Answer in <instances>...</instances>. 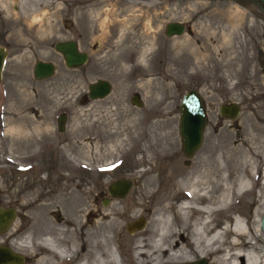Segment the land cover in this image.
I'll use <instances>...</instances> for the list:
<instances>
[{
  "label": "rangeland",
  "instance_id": "374dc122",
  "mask_svg": "<svg viewBox=\"0 0 264 264\" xmlns=\"http://www.w3.org/2000/svg\"><path fill=\"white\" fill-rule=\"evenodd\" d=\"M261 5L249 0H0V44L9 50L0 80V206L16 211L11 227L0 234V244L13 248L31 236L34 251L22 254L23 264H32L44 252L33 234V214L25 206L40 191L44 203L56 209L67 203L79 206L87 198L92 211L101 214L89 215L92 223L116 222L107 247L118 263L144 264L134 247L156 238L152 230L162 206L156 198L177 187V177L171 183L164 179L176 170L193 171L209 157L217 175L213 182L225 177L232 191L230 208L212 216L214 225L221 231L224 226L230 229L238 218L244 229L252 227L255 233L253 239L247 234L239 236V242L251 240L255 251L262 253ZM170 21L183 22L187 28L181 35L167 37L164 25ZM66 40L87 54L81 66L66 67L54 50V42ZM37 60L54 65L51 77L33 78ZM97 79L109 81L110 92L91 100L87 85ZM190 89H196L206 104L207 121L200 147L187 159L181 151L177 123L181 95ZM133 95L138 96L140 106L131 103ZM229 103L239 106L234 119L218 113L220 104ZM59 112L66 115L64 130L51 132V122ZM33 117L40 118L35 122L37 136ZM2 123L7 137L2 134ZM46 132L55 147L48 155L35 151ZM138 132V142L131 148ZM157 136L168 138L170 147L163 158L150 160L143 150ZM9 154L25 159H4ZM148 169L163 180L156 182V193L141 195L145 180L141 172ZM118 178L129 179L131 186L123 197L113 198L107 194V185ZM242 186L245 192L236 195ZM59 193L64 195L62 200L56 198ZM104 198L109 199L105 204ZM186 199L185 194L172 198L168 211L162 212L175 228L180 226L179 205ZM139 216L145 218L143 227L128 233L125 223ZM53 217L58 221L61 215L53 213ZM233 237L228 234L223 239L229 242ZM184 249L191 250V246ZM176 250L172 248L171 253ZM249 251L250 247L241 248L242 253ZM73 255L61 264H74L79 253ZM167 255L162 253L161 259ZM218 256L194 253L186 262L204 258L205 264H218Z\"/></svg>",
  "mask_w": 264,
  "mask_h": 264
},
{
  "label": "bare ground",
  "instance_id": "6f19581e",
  "mask_svg": "<svg viewBox=\"0 0 264 264\" xmlns=\"http://www.w3.org/2000/svg\"><path fill=\"white\" fill-rule=\"evenodd\" d=\"M140 134L141 133L138 132L133 136L131 148L137 144ZM169 144L168 138L164 136L153 137L151 145L146 146L143 151H145V154L147 153V157L150 160L157 157L163 158L166 156L165 150L170 147ZM4 159L22 161L25 158L20 157L18 159L16 157H11L9 154V156ZM151 171V169H148L141 172V174L145 176L143 183L145 192L141 191V195L145 193L146 195L148 193H156V182H158V180H163V178L160 179L158 175H151ZM176 171L171 173L164 180L167 183H171L174 178L177 177V187H175L174 191H162L163 193L156 198V201H158L160 205L162 203V206L159 205L160 208L158 209L161 214L157 217L156 225L154 230H152L155 232L156 238L151 240V243L141 242L136 244L134 248L137 257L144 258V264H170L178 261L186 262L193 257L194 253L201 257H206L210 254H219L216 258V263L218 264H264L262 253L255 251L254 242L247 240L242 243L239 242L238 239L239 236L246 234L249 239H253L255 233L252 227L247 226L245 230L243 228L244 224H241L242 221L236 220L238 218L235 219L231 227L229 226L230 229L228 226H224L222 228L223 231H221L214 225L212 216L225 213L228 208H230V203L228 201L232 195V191L225 177L222 178L219 176L218 179H215L216 183L213 182V176L217 175L212 169L211 158H206L203 164L199 165V167L197 166L193 171ZM262 172V177L264 179V171ZM243 187L244 186L237 189L236 195L237 193L245 192L244 190L246 188L244 189ZM2 190L1 187L0 191ZM214 192H217L216 196ZM42 193L43 192L35 191V197L32 201L25 204L26 208L33 214V220L35 222L33 234L36 236L35 239H38L37 245L44 250L43 253L35 256L36 260L32 264H61L66 258L74 256V251L75 253H79V259H77L74 264H119L112 251L107 247V237L116 229V222H112L109 225H102L99 223L95 225L92 223L87 217L89 215L99 217L101 214L97 211H92L90 202L87 201V198H83L79 206L72 207L67 203L68 205L56 209L52 204L44 203L43 196L45 195ZM73 193H76V191ZM184 194L187 199L182 205H179L180 214L178 219L180 226L175 228V224L162 215V212L168 211L172 198H178ZM56 198L62 200V198H64L63 193L57 194ZM114 205L116 204L114 203L112 206L114 207ZM257 212L258 211H256V216H258ZM53 213L61 215L60 220L57 221L53 219ZM257 220H259V218H257ZM187 229H189L191 233H188ZM228 234L234 237L231 241L225 242L223 237ZM175 236L178 238L172 240ZM30 238L31 236L21 240L20 243L15 244L13 248L10 247V249L13 252H19L18 254L20 255L24 252H33L34 248L29 244ZM180 238L184 239L182 241H185V245L184 243L183 245H179V243L181 244L179 241ZM189 245L191 246V250L184 249ZM174 247H176L177 250L175 253H171V249ZM246 247H250L251 252L242 253L241 248ZM262 250L263 249H261L260 252H262ZM162 253L169 254L165 260L161 259ZM105 254H107V256ZM21 264H23V262ZM139 264L143 263L141 262Z\"/></svg>",
  "mask_w": 264,
  "mask_h": 264
},
{
  "label": "water",
  "instance_id": "95a60500",
  "mask_svg": "<svg viewBox=\"0 0 264 264\" xmlns=\"http://www.w3.org/2000/svg\"><path fill=\"white\" fill-rule=\"evenodd\" d=\"M213 1V0H209ZM257 4H262L264 11V0H249ZM184 32V23L180 21H170L164 25V35L167 37L178 36ZM54 50L59 53L63 59L64 65L68 68L81 66L87 59L85 52L79 51L77 45L72 40L56 41L53 45ZM5 59V50L0 46V76ZM33 76L38 79H47L54 73V65L47 61L37 60L33 64ZM1 78V77H0ZM110 92V83L106 79H97L87 85V97L91 100L101 99ZM138 96L133 95L130 98L131 103L140 106L141 102L137 101ZM237 103L220 104L218 113L226 119H234L239 114ZM205 112L201 96L193 89L184 92L178 103V123L177 131L181 139V151L185 158L189 159L194 152L200 147L205 126ZM64 117L60 115L57 118L58 130H62ZM264 127V112L262 117ZM131 181L125 178H118L107 185V194L110 197H123L129 190ZM109 199L104 198L102 203L105 204ZM15 216L13 207L0 206V233L6 231ZM264 218V208L262 219ZM145 218L139 216L131 222L125 223V229L128 233H133L143 227ZM264 254V250L262 252ZM23 256L13 252L8 246L0 244V264H21ZM183 264H205L204 258L186 262Z\"/></svg>",
  "mask_w": 264,
  "mask_h": 264
},
{
  "label": "flooded vegetation",
  "instance_id": "af4514ba",
  "mask_svg": "<svg viewBox=\"0 0 264 264\" xmlns=\"http://www.w3.org/2000/svg\"><path fill=\"white\" fill-rule=\"evenodd\" d=\"M186 28H187V27H186V25H185V23H184V30H185ZM0 46L3 47L4 50H5V59H4V62H3V66H2V70H1V76H0V77H1L0 80H1V79H2V74H3V71H4L5 61H6V58H8L9 50H8V48H6L5 46H3V45H1V44H0ZM32 68H33V66H32ZM263 70H264V69H263ZM32 75H33V69H32ZM33 78L36 79L34 76H33ZM36 80H38V79H36ZM193 90H195L196 92H198L196 89H193ZM202 103H203V106H204V112H205V114H206V104L204 103L203 100H202ZM35 110L39 111V108L37 107V108H35ZM32 112H33V115H35L33 109H32ZM38 115H39V112H38ZM60 115H63L64 120L66 121V115H65V113L59 112L58 114H56V116L53 117V121L51 122L52 125H51L50 128H49V130H50L51 132H54V130L59 131V130H58V125H57V118H58ZM32 120H34V126H35V127H34V129H35L34 134H35V136H37L36 133L39 134V130H38V128H37L38 125L36 124V123H38V122H36V121H39L40 118L33 117ZM65 121H64V124H63V126H62V130L59 131V132H62V131L64 130V127H65ZM206 121H207V118H206ZM35 122H36V123H35ZM2 129H3V130H2ZM6 129H7L6 125H4V123H2V124H1L2 134H4V136L7 137L8 133H7V130H6ZM36 131H37V132H36ZM50 131H49V132H50ZM49 132H46V133L43 134L42 144H41V146L37 147L35 151H39V152H41V153H43V154H46V155H48V154H50L51 152L55 151V147H54V145H50V142H51V141L48 139V137L50 136V133H49ZM20 141L23 142V140L19 139L18 142H20ZM23 261H24V258H23ZM23 261H22V262H23Z\"/></svg>",
  "mask_w": 264,
  "mask_h": 264
}]
</instances>
